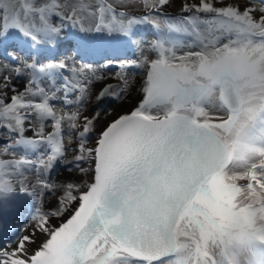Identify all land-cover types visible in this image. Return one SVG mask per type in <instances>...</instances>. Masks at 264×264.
Returning <instances> with one entry per match:
<instances>
[{"label":"bare ground","instance_id":"6f19581e","mask_svg":"<svg viewBox=\"0 0 264 264\" xmlns=\"http://www.w3.org/2000/svg\"><path fill=\"white\" fill-rule=\"evenodd\" d=\"M201 6L214 11L217 21L210 23L209 33L197 30L203 33L198 53L191 50V55L179 52L182 56L174 64L170 60L174 50L171 44L166 45L163 41L160 23L145 21L140 26L143 28L141 32L137 25L113 14L109 16V11L97 0H0V57L7 54L13 60L0 59V130L14 133L21 140V146H12L13 150L18 149L16 155L7 149L0 152V188L27 192L31 198L29 205L49 223V231L40 243L43 260L40 264H111L116 258L119 250L101 229L92 208L91 180L95 155L106 134L117 123L141 110L139 106L145 99L158 95L155 86L162 89L158 101L153 108L145 107L144 112L159 116L176 109L187 110L219 126L223 136L230 139L228 145L233 149L239 129L264 110V32H258L262 26L250 21L245 6L235 1L205 0ZM101 15L103 23L97 20ZM139 23L140 20L136 24ZM16 38L26 40L28 45L18 52H7L8 48L18 46L14 42ZM64 39L74 41L76 45L68 49L67 44H63ZM117 41L130 46L122 59L104 58L92 63L80 57V50L86 52L97 43ZM133 55L145 58V70L140 76L130 77L125 68ZM33 63L58 76L52 87L55 97L50 100L51 103L54 101L51 107L55 116H70L69 125L73 129L78 128L80 117L94 108L95 102L106 100L114 86L123 90L118 101L112 105L106 103L104 109L93 111L96 117L91 120L90 129L94 132L87 143L69 141L62 144V164L49 179L43 178L44 181L34 180L30 173L16 174L12 162L26 160L28 155H39L40 152L35 151L38 150L37 144L61 129L50 125L42 114H38V103L31 93L35 83L29 79L30 72H23ZM200 68L205 69V73L199 75ZM226 70L235 77L226 76L225 79L235 85L241 108L233 116L213 121L219 114L213 104L219 101L216 83L224 77ZM115 74L120 78L114 79ZM240 85L245 87V103ZM203 99L211 100L213 105L208 109L200 107ZM221 105L224 108L222 102ZM79 107L81 109H76ZM75 149L80 150L74 156L76 158L71 156ZM37 177L40 178L39 173ZM216 178L202 191L179 225L182 236L197 237L205 249L215 244L216 234L236 235L243 230L238 221L244 201L233 200L229 195L227 181L230 177L227 174ZM28 184L35 186L33 190L28 189ZM71 192L76 193L74 198L68 196Z\"/></svg>","mask_w":264,"mask_h":264},{"label":"rangeland","instance_id":"374dc122","mask_svg":"<svg viewBox=\"0 0 264 264\" xmlns=\"http://www.w3.org/2000/svg\"><path fill=\"white\" fill-rule=\"evenodd\" d=\"M97 1L100 6H104V8L109 11L108 15L113 14L117 17L119 16V19H124L126 21L131 22L133 25H137L136 28H139L141 32L143 28H140V26L145 21L146 23H160L159 26L161 29L160 31L163 35V41L166 45L171 44V49L174 50L173 55L170 56V60H172L174 64H177L180 60L179 58L182 56V54L179 52L184 51L185 53L188 52L187 55H191V50L194 54L198 53V47H200V44L202 45L203 39V33H200L199 31L209 33L210 29L212 28L210 23L214 20L217 21L218 18L217 14L214 11L201 6V4L205 0ZM206 1L217 2V0ZM218 1H235L244 5L246 8L245 14L248 19L257 25L262 26L260 29H258V32H264V0ZM100 18L104 17L101 15L97 18V20L99 19L100 23H103L104 21H101ZM138 19L140 20V23L136 24L137 22H139ZM204 40L206 41L207 38H205ZM14 42H16L18 46H15V48H8L7 52H18L21 48L28 45L26 40L24 39L21 40L19 38H16ZM122 43L125 44L121 41H117L110 44L104 42L97 43L91 50H88L86 52H82L80 50V53L82 55H79L81 59L92 63L102 61L104 58H111L112 60H115L116 58L121 57L122 59L123 56H125L127 50H129L128 48L130 47L127 45H123ZM63 44H67L68 49H71L76 45L74 41H70L69 39H64ZM174 56L175 59L173 58ZM132 57L127 67L125 68V71L130 77H135L138 75L140 76L145 70V58L143 59L141 58V56L134 57V55ZM0 59L10 62L13 61L12 58L7 54H3ZM36 61L39 63L38 59H36ZM24 71H28L27 73L30 72L31 78L29 79L32 84L35 83L34 87L31 89V93L33 94V99L36 100L35 102L38 103V114H42V117L46 118L50 125L57 126V128L61 129L60 131H57L54 134H50L47 138H44L41 143L37 144L38 150L35 149V151L40 152L39 155H28L26 156V160H13L12 162L15 163L13 170L16 172V174L21 172H24L25 174L30 173L29 175L33 177L34 180L37 179L44 181L43 178L49 179V177L53 175L52 172L58 170L62 164L61 162L64 154L62 144L69 141L73 142V144H77L76 142L79 141H83V144L87 143L92 138V134L94 132L93 129H90L92 128L91 120L93 121L96 117V115L93 114V111L95 112L97 108L98 110L104 109L107 104L112 105L114 102L118 101L119 98L122 96L123 90L119 86H114V90L109 93V95L105 98L106 100H96L97 102H95L94 108L89 109L87 113H84L82 115L81 110H78L79 114H81L82 116L80 117V123H78V128L73 129L70 128L69 125L70 116H55L56 114L53 108L51 107V104L54 103V101H52L51 103L50 100L55 97V93H53L52 91L55 83H57L56 78L58 76H55L51 72L45 71L44 68L38 67L37 63H33V66H29L25 68V70L23 69V72ZM203 72L205 73V69L203 70L202 68H200L199 75ZM226 76L227 78L234 77L233 75H231V72L227 70L224 73L223 78H225ZM115 77L116 78H113L118 79L120 78V75L115 74ZM183 81L184 80L182 79V82ZM219 82L216 83L218 85L217 89H219V103H213L211 100L207 99H203V101L200 102V107H207L206 109H208V107L210 105L212 106L213 104L215 107L216 104L217 107L215 108H218L219 114L218 117L213 118V121H215V119L217 118L222 121L227 117L234 115L227 111L225 108H223V106L221 105V86ZM181 84L183 85V83ZM195 87L199 89L202 88L197 86ZM243 88L241 85L239 86L242 101L243 103H245V87L243 86ZM155 90L158 95H160L162 89L155 86ZM112 92H116V94H114L115 96H113ZM158 95L150 97V99H145L143 103L141 102L139 106V109L141 110H138V112H135L134 114L143 115L149 118H159L162 116H166L171 112L183 114L187 113L186 115L194 118L195 120L199 121L204 125L206 124L207 127L215 131L220 137H224L219 130V126L217 127L214 122H208L206 118H198L197 116L189 113L187 110L176 109L167 113L163 112L159 116L155 115L156 117L154 116V112H144L146 111L144 110L145 107L149 109L155 106L158 101ZM111 97L114 99H111ZM76 109L81 108L79 107ZM90 113L92 114V116ZM55 119L58 120L56 121ZM253 119L250 123L244 125L239 129L238 136L236 138L238 146L235 143L236 145L234 149L233 147H231V145H228V143L230 142L229 138L221 137L225 141L227 147L229 146L228 149H230L231 160L228 165V168H226V170L224 171L225 173L222 172V174L218 176L221 177L223 174H227L230 177L229 181H227L230 186H228V191L229 193H231L229 195L233 197V200L237 199V201H244L242 204L243 207L241 208V213L238 221V223L242 225L241 227L243 230L236 235L216 234L215 244L210 248V250L202 247L197 237L188 234L182 236L180 232L181 227H179V230L177 231L178 236H176L178 245L177 254L172 259L165 260L157 264H264V110H260V112L257 113ZM61 120L63 121L60 122ZM96 126L99 127V125ZM5 131L6 130L4 129L0 130V152H3L7 149L9 151H12V155H16L15 151L18 149L16 148L15 150H13L12 148L17 145L21 146V140L17 139L16 134ZM53 144L55 146H52ZM76 150L77 149H75L74 152L72 151L71 156L74 157L78 155L77 153H80V150ZM236 154L238 155L236 156ZM79 160L80 162H82V159ZM52 161L55 163H53ZM92 172L93 177L94 169ZM38 173L40 178L37 177ZM92 183L93 180H91V184ZM27 187L28 189L33 190L35 186H33L32 184H28ZM235 188L237 189V191ZM75 194V192H71L68 193V196L70 198H74ZM238 197L241 198L239 199ZM28 200L30 201L31 198L29 197V194L27 192L12 188H0V264H40L41 261H43L41 259L40 243L49 231V223H47L45 219L41 218L38 214H36L37 210L36 212L33 210L32 206L29 205L30 202H28ZM118 250L119 253L117 254L116 258L111 262V264L152 263H144L138 261L135 258L127 255L125 252H121L120 249ZM118 256L121 258H118Z\"/></svg>","mask_w":264,"mask_h":264},{"label":"water","instance_id":"95a60500","mask_svg":"<svg viewBox=\"0 0 264 264\" xmlns=\"http://www.w3.org/2000/svg\"><path fill=\"white\" fill-rule=\"evenodd\" d=\"M219 84L224 108L236 114L235 85L225 78ZM95 157L91 200L98 224L118 249L154 264L177 254L183 216L231 160L215 131L183 113L127 116Z\"/></svg>","mask_w":264,"mask_h":264}]
</instances>
